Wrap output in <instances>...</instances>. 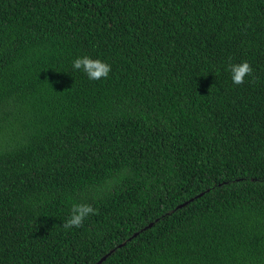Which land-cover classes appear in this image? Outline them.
Wrapping results in <instances>:
<instances>
[{"label": "trees", "instance_id": "1", "mask_svg": "<svg viewBox=\"0 0 264 264\" xmlns=\"http://www.w3.org/2000/svg\"><path fill=\"white\" fill-rule=\"evenodd\" d=\"M104 256L264 264V0H0V264Z\"/></svg>", "mask_w": 264, "mask_h": 264}, {"label": "clouds", "instance_id": "2", "mask_svg": "<svg viewBox=\"0 0 264 264\" xmlns=\"http://www.w3.org/2000/svg\"><path fill=\"white\" fill-rule=\"evenodd\" d=\"M73 72L83 73L89 80H100L107 78L111 71V64L100 57L93 58L88 54L77 55L71 61ZM231 83L240 85L245 79L251 77L252 67L247 60L239 62H229L225 67ZM96 209L88 203H73L67 218L63 221L64 229L79 228L90 214H94Z\"/></svg>", "mask_w": 264, "mask_h": 264}, {"label": "water", "instance_id": "3", "mask_svg": "<svg viewBox=\"0 0 264 264\" xmlns=\"http://www.w3.org/2000/svg\"><path fill=\"white\" fill-rule=\"evenodd\" d=\"M151 225V223L149 224V226ZM104 259H106V256H104V257H102L97 263H95V264H100V263H102V261L104 260Z\"/></svg>", "mask_w": 264, "mask_h": 264}]
</instances>
